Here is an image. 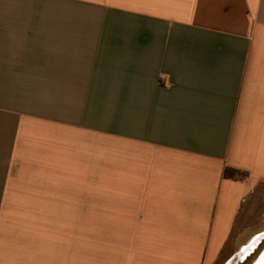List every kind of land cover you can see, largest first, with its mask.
<instances>
[{"label":"crops","instance_id":"obj_1","mask_svg":"<svg viewBox=\"0 0 264 264\" xmlns=\"http://www.w3.org/2000/svg\"><path fill=\"white\" fill-rule=\"evenodd\" d=\"M263 244L264 0H0V264Z\"/></svg>","mask_w":264,"mask_h":264},{"label":"trees","instance_id":"obj_2","mask_svg":"<svg viewBox=\"0 0 264 264\" xmlns=\"http://www.w3.org/2000/svg\"><path fill=\"white\" fill-rule=\"evenodd\" d=\"M224 174L227 177H233V178H245L246 177V173H243L240 170L231 168V167H226L224 170Z\"/></svg>","mask_w":264,"mask_h":264},{"label":"water","instance_id":"obj_3","mask_svg":"<svg viewBox=\"0 0 264 264\" xmlns=\"http://www.w3.org/2000/svg\"><path fill=\"white\" fill-rule=\"evenodd\" d=\"M264 249V244L259 248V250L256 251V253L252 256V258H250L246 264H252V262H254V260L259 256V254L262 252V250Z\"/></svg>","mask_w":264,"mask_h":264}]
</instances>
